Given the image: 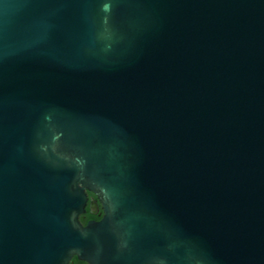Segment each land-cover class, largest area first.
Wrapping results in <instances>:
<instances>
[{
  "label": "water",
  "instance_id": "1",
  "mask_svg": "<svg viewBox=\"0 0 264 264\" xmlns=\"http://www.w3.org/2000/svg\"><path fill=\"white\" fill-rule=\"evenodd\" d=\"M73 257L264 264V0H0V264Z\"/></svg>",
  "mask_w": 264,
  "mask_h": 264
},
{
  "label": "trees",
  "instance_id": "2",
  "mask_svg": "<svg viewBox=\"0 0 264 264\" xmlns=\"http://www.w3.org/2000/svg\"><path fill=\"white\" fill-rule=\"evenodd\" d=\"M88 196H89L90 198H94V196H93L91 193H88ZM100 213H101V210L99 211L98 214H90V212H87L86 215H84V214L80 215L79 220H80V222H81L83 225H85V224L87 223V221H88L90 218L98 219ZM70 264H86V263L81 262V261H78V260L76 259V257H73L72 260H71V262H70Z\"/></svg>",
  "mask_w": 264,
  "mask_h": 264
},
{
  "label": "flooded vegetation",
  "instance_id": "3",
  "mask_svg": "<svg viewBox=\"0 0 264 264\" xmlns=\"http://www.w3.org/2000/svg\"><path fill=\"white\" fill-rule=\"evenodd\" d=\"M89 197V196H88ZM90 198V197H89ZM91 199V198H90ZM101 209L99 208L97 211H96V213H91L89 210H88V207L86 208V212L84 213V215H86L87 214V212H90V214H98L99 213V211H100ZM100 216H101V213H100V215H99V218L98 219H93V218H90L89 220H99L100 219ZM88 220V221H89Z\"/></svg>",
  "mask_w": 264,
  "mask_h": 264
}]
</instances>
